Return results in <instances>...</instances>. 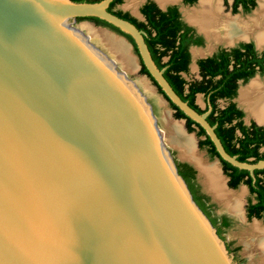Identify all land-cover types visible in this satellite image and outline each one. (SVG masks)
Returning a JSON list of instances; mask_svg holds the SVG:
<instances>
[{"label":"water","instance_id":"1","mask_svg":"<svg viewBox=\"0 0 264 264\" xmlns=\"http://www.w3.org/2000/svg\"><path fill=\"white\" fill-rule=\"evenodd\" d=\"M111 1L0 0V264H231L145 97L70 24L129 36L161 94L229 167L257 179L264 161L227 154Z\"/></svg>","mask_w":264,"mask_h":264},{"label":"trees","instance_id":"2","mask_svg":"<svg viewBox=\"0 0 264 264\" xmlns=\"http://www.w3.org/2000/svg\"><path fill=\"white\" fill-rule=\"evenodd\" d=\"M70 1L73 3H96L100 0ZM194 1L183 0L185 4H192ZM231 1L232 12H236L238 6L243 12H248L254 7L253 0ZM121 2L122 0H117L116 5ZM139 12L144 18L142 22L117 10L111 14L127 20L137 30L145 33L144 40L157 69H163L162 77L183 102L192 105L194 111L199 114L204 112L207 106L210 107V112L205 119H208L211 126L214 127L215 133L229 156H235L242 163H255L264 160V152L259 151L260 148L264 147V129L252 122L247 126L243 125L242 112L230 102L235 96L237 81L246 82L256 72L264 74V51L257 55L250 43L239 44L236 48L228 51L219 50L211 57L196 62L200 79L187 83L180 76V73H186L188 69L189 54L187 49L190 45H201V38L194 37L192 30L180 21L174 6H169L164 11H160L152 2L147 0L140 7ZM89 22L95 26L107 28L132 43L129 36L122 34L103 21ZM140 73L147 75L143 66L140 67ZM198 93L202 94L206 101V108L203 110L194 104L195 94ZM217 100H224L226 105L223 108H218ZM169 106L173 110L174 119L184 120V127L187 132H194L196 137H202L197 142L198 148L204 150L209 159L218 158L222 173L227 178L228 188L235 189L239 185L247 187L254 202L247 201L245 206L246 217L264 221V175L254 179L229 167L225 161L219 159L202 128L188 119L173 104ZM174 163L177 173L186 184L193 202L212 227L217 229V234H221L223 230L229 227L228 220L225 217L217 218L213 215V209L208 204V199L199 194L195 186L193 170L184 163L175 161Z\"/></svg>","mask_w":264,"mask_h":264},{"label":"rangeland","instance_id":"3","mask_svg":"<svg viewBox=\"0 0 264 264\" xmlns=\"http://www.w3.org/2000/svg\"><path fill=\"white\" fill-rule=\"evenodd\" d=\"M222 3L223 8L230 13V1H227L224 5L223 0H220ZM144 2V0H136L134 3V6L128 7V0H123L122 4L117 6L116 9L122 11V12H127L129 15H132L134 17H138V9L139 7L142 5V3ZM177 7H179L180 9H190L192 7H194L195 4H193L192 6H184L181 4L180 0H177L176 3H174ZM257 6L255 5V7L253 8V10L256 8ZM252 10V11H253ZM252 11H250L248 14H241L239 11L236 15L239 16H247L249 14L252 13ZM180 18L182 21L186 20L188 21L185 16L183 15V13L180 14ZM73 27L79 28L81 33L86 36L89 40L90 43H92L96 48H98L103 54H105L107 57H109L115 64V70L118 72H121L124 74L126 80L130 83H133L136 89H132V91L134 92V90H137L138 93L142 94L145 97V102L150 106L151 111L157 121V126L160 130V132L162 133L163 138L165 139L164 141V147L170 151V155L172 156V158L178 160V161H183V162H187L189 164H191L193 167L195 166L194 161L184 157L181 155L180 152V148L178 146L174 147L171 143V137L169 136V132H167V129L164 127V124L162 122L161 119V113L163 110L168 112V115L170 117V119H172V112L171 109L169 108V106L166 104V102L164 101V99L162 98L161 94L155 89V87L153 86V84L149 81V79L144 75L140 73V63H139V59L137 57V54L135 53L133 47H131L129 41H127L125 38L121 37L120 35L116 34L115 32H112L110 30H108L107 28H102L100 30L101 27L92 25L91 22L89 21H74L72 24H70ZM94 26V27H93ZM82 27H90L93 30H99L101 32L109 31L111 34L114 35L115 39L119 38V40L125 45V47L128 49L129 52V56L131 57V59L134 61L135 64V69L133 71H128L126 70L124 67H122L117 60H114L111 55L109 54V52L101 46V44L96 41L91 39L89 36V34H87ZM191 27L193 29H195L196 27L191 24ZM105 33V32H104ZM107 34V33H106ZM109 35V34H108ZM247 42H255L257 45L259 46H264L263 42H257L255 41L253 38H248L246 39ZM242 42V40H235L232 44H236ZM228 44L225 43H217V44H213V48L210 52H214L217 49L220 48H227ZM206 48V43L204 42V40H202V45L201 47L198 48H192L193 53L194 50L196 49H205ZM208 50V49H207ZM199 57H196L195 60H197ZM193 65V63L190 62L189 66H188V71L187 73H185L183 75L184 79L188 82V81H192V80H196L198 79V73H197V69L195 68H191V66ZM252 80H258L260 83L264 82V76H255L253 79L249 80L248 82H246L245 84H239L238 85V90L242 91L244 89H246L249 84L251 83ZM142 81L146 84L147 88L149 89V92H146L139 84V82ZM129 83H127L128 85ZM135 95L138 96V94L136 93ZM233 102L235 103V105L237 106V108L241 109L243 108L245 111V107L240 103L239 101V95L236 93V96L233 99ZM195 103L196 105L200 108L203 109L204 108V98L201 96H198L195 98ZM218 107H223L225 105V103L223 101H218L217 102ZM238 104L240 105V107L238 106ZM249 116V117H247ZM243 117L245 118H249L248 120H251L253 118V116L247 112V115L243 114ZM174 122V121H173ZM182 129L183 127V122H180ZM264 126V122L261 123ZM184 132V129H183ZM185 133V132H184ZM190 136L193 139V150L195 152L196 155H199L201 160L203 161L204 164L206 165H215V167L218 169L219 175H221L222 177V173L220 170V166L219 163L213 159V160H209L208 157L205 155L203 150H198L196 149V142L197 139L194 136L193 133L190 134ZM172 145V146H171ZM196 170V169H195ZM196 181L199 184H202L203 188L208 189L207 184L205 183V178L202 175H197L196 176ZM225 180H224V184H225ZM209 190V189H208ZM225 190L227 192H242V195L240 196L239 199V209L236 212H233L232 210H230L227 206H225L224 201L220 200L217 197H214L212 200L214 201L213 203H211V205L213 206V213L218 215V214H223L226 216H229L230 219L232 220L231 226L227 229H225L223 231V233L221 234V238L220 241L222 243L226 242L230 244V248H235L236 251L235 253H228L227 252V256L229 257V261L231 264H235V261H240L241 264H263L260 262V260L258 259V256L254 253V252H250L248 250V247L246 246V240H247V234L248 232H250V226L252 225H257L258 227H264V222L258 221L255 222L254 220H250L247 221L244 215V205L246 203V201L250 198L247 189L244 186H239L236 189H234L233 191L226 189V185H225ZM208 193V192H207ZM208 195L210 196V193H208Z\"/></svg>","mask_w":264,"mask_h":264},{"label":"bare ground","instance_id":"4","mask_svg":"<svg viewBox=\"0 0 264 264\" xmlns=\"http://www.w3.org/2000/svg\"><path fill=\"white\" fill-rule=\"evenodd\" d=\"M258 4V8L251 15L243 18L242 16L231 17L228 14H225L223 12L220 0H199L195 7H193L189 11H185V15L189 19V21L194 22L199 30L205 34L208 41L207 49L210 47L212 42L232 43L236 39L248 38L250 37V35H252L257 42H264V0H258ZM82 28L87 34H89V36H91V39L98 41L101 46L109 52L111 57L114 60H117L122 67H124L128 71H133L135 69L134 61L129 56L128 49L120 40L115 39L114 37L99 30H93L90 27ZM139 84L146 92H149V89L144 82L140 81ZM257 87L259 88V86ZM253 89H251L250 91H252ZM248 91L244 90L241 92L240 101L242 104L244 103L246 106H248V108L251 107L253 111L255 108L256 112H258L256 113V115L261 117L264 109L258 111L257 107L259 106V101L256 100L259 97H256V100L253 99L254 101L251 100V98L249 99V96L247 95L248 93H246ZM252 93L254 94V92ZM161 119L164 127L167 129V132H169L171 143L181 149L184 157L192 159L195 163H197L202 172L206 175L205 181L212 194L220 200L224 201V205L234 209V207L238 203L237 201H239L238 198L239 196H241V192H239L240 194L237 192V194H230L226 192L223 188V182L218 174L217 169L213 166L209 167L202 165V161L193 150V140L190 137L184 135L180 125L175 122L173 123L170 120L167 111L165 110H163L161 113ZM234 210H236V207ZM254 227V230L256 231L255 233L260 235L263 234L264 227H262L263 229L257 227V225ZM251 241H253V239L250 240V242ZM248 243L249 242L247 241V244ZM255 244L256 246L252 244V246L256 247L255 249L258 248V250L264 252V239L260 238V240H256ZM262 252L261 254L263 255L264 253Z\"/></svg>","mask_w":264,"mask_h":264},{"label":"flooded vegetation","instance_id":"5","mask_svg":"<svg viewBox=\"0 0 264 264\" xmlns=\"http://www.w3.org/2000/svg\"><path fill=\"white\" fill-rule=\"evenodd\" d=\"M132 1H134V2H132ZM148 1H150V2H152L160 11H164L167 7H169V6H174V7H176V10H177V12H178V15H179V19H180V21L183 23V24H185L187 27H189L191 30H192V35L194 36V37H200L201 38V41L202 40H204V42L206 43V48L205 49H196V50H194V53H196V54H194L193 53V50H192V48H198V47H201V45H202V42H201V45H199V46H195V45H190V46H188V49H187V52H188V54H189V64H190V62L191 63H193V65L191 66V68H195V69H197V73H198V67H197V65H196V62L198 61V60H201V59H205V58H208V57H211L213 54H215L217 51H219V50H225V51H228V50H230V49H232V48H236L239 44H248V43H250L251 45H252V47H253V49H254V51L256 52V54L257 55H260V53L261 52H263L264 51V46L262 47V46H259V45H257L255 42H253V43H251V42H247V40L246 39H248V38H253V36L252 35H250V37H248V38H239V39H236V40H242V42H239V43H236V44H232V43H225V44H228V45H230V46H228L227 48H220V49H217L216 51H214V52H210L211 50H212V48H213V44H217V43H220V42H212L211 43V45H210V47L208 48V50H207V44H208V41H207V38H206V36H205V34L202 32V31H200L199 30V28L196 26V24L194 23V22H192V21H189V19L186 17V15H185V11H189V10H191L192 8H190V9H187V10H185V9H180L179 7H177L174 3H176V1L177 0H148ZM198 1L199 0H195L194 1V3H192V4H185L184 2H183V0H180V2H181V4L182 5H184V6H192L193 4H195L194 5V7L197 5V3H198ZM227 1H230V13H228L224 8H223V6H222V8H223V12L225 13V14H228L229 16H231V17H234V16H239V15H236L237 13H238V11L241 13V14H248L250 11H252L253 10V8L255 7V5L257 6L253 11H252V13L258 8V6H259V4H258V0H253L254 1V7L250 10V11H248V12H243V10L241 9V7L240 6H238L237 8H236V12H232V8H231V4H232V1L231 0H223V3H224V5H225V3L227 2ZM122 2H123V0H122ZM122 2L120 3V4H118V5H116V7L117 6H119V5H121L122 4ZM132 2V3H131ZM147 2V0H144V2L142 3V5L143 4H145ZM131 3V4H130ZM134 3H135V0H128V4H127V6L128 7H131V6H134ZM141 5V6H142ZM221 5H222V3H221ZM140 6V7H141ZM140 7H139V9H140ZM139 9H138V17H134V16H132V15H129L127 12H122V11H120V10H118V9H116L115 8V10H117V11H120V12H122V13H127L130 17H132V18H134L135 20H137V21H140V22H142L143 20H144V18H143V16L141 15V13L139 12ZM181 13H183V15L185 16V18L188 20V21H186V20H184V21H182L181 20V18H180V14ZM223 13V14H224ZM251 13V14H252ZM251 14H249V15H251ZM249 15H247V16H249ZM247 16H244L243 18H245V17H247ZM127 21V20H126ZM130 23V22H129ZM93 24V23H92ZM191 24H193L196 28L195 29H193L192 27H191ZM94 25V24H93ZM101 28H104V27H101ZM109 30V29H108ZM143 32V31H142ZM144 33V32H143ZM117 34V33H116ZM119 35V34H118ZM121 36V35H120ZM144 36H145V33H144ZM143 36V37H144ZM121 37H123V36H121ZM124 38V37H123ZM126 39V38H125ZM254 39V38H253ZM119 40V39H118ZM127 40V39H126ZM255 40V39H254ZM128 41V40H127ZM256 41V40H255ZM130 43V42H129ZM264 43V42H263ZM130 45H131V47H133V49H134V51H135V53L137 54V52H136V50H135V47H134V45H133V43H130ZM202 52V53H201ZM196 57H199L197 60H195V58ZM165 60V58L163 59V61ZM139 63H140V67L142 66V64H141V62L139 61ZM189 64H188V66H189ZM187 71H188V69H187ZM187 73V72H186ZM185 73H180V76H181V78L185 81V82H187L185 79H184V77H183V75H184ZM148 79H149V81L153 84V86L155 87V89L161 94V92L159 91V89L156 87V85L154 84V82L151 80V78L148 76V74L147 75H145ZM255 76H258V77H260V76H264V74H260V73H258V72H256L251 78H249L246 82H248L249 80H251V79H253ZM200 79V77H199V73H198V79H196V80H199ZM193 81V80H192ZM188 82H190V81H188ZM187 82V83H188ZM246 82H242L241 80H239V81H237V88H236V93L239 95V101H240V95H241V92L242 91H248V92H246V93H248L247 95L249 96V99L251 98V100H253V99H255L256 100V97L259 99H257L256 101H259V106L257 107L258 108V111H260V110H262V109H264V82L263 83H260L258 80H252L251 81V83L249 84V86L246 88V89H244V90H242V91H239L238 90V85L239 84H245ZM251 85V86H250ZM257 86H259V88L257 87ZM255 87H257V88H255ZM255 90H254V89ZM251 89H253L252 91H250ZM261 91V92H260ZM252 92H254V94L252 93ZM258 92V93H257ZM236 93H235V96H236ZM252 95V96H251ZM257 95V96H256ZM161 96H162V98L164 99V101L166 102V104L169 106L171 103L161 94ZM198 96H201V97H203L204 98V96L202 95V94H200V93H198V94H195V97H194V104L196 105V103H195V98L196 97H198ZM234 96V97H235ZM255 96V97H254ZM234 97L230 100V102H232L234 105H235V103L233 102V99H234ZM253 97V98H252ZM261 97V98H260ZM181 100V99H180ZM218 101H223L224 103H225V105H226V102L224 101V100H217V102ZM254 101V100H253ZM216 102V103H217ZM186 103V102H185ZM240 103H241V101H240ZM257 103V102H256ZM204 108H206V101H205V98H204ZM242 104V103H241ZM224 105V106H225ZM244 107H245V109H246V111L243 109V108H241V109H239V108H237V106L235 105V107L238 109V110H240L241 112H242V115L244 114V115H247V112H249L252 116H253V118L251 119V120H248L249 118H244L243 116H242V123H243V125H249V123H254L256 126H259V127H262L263 129H264V126L261 124L262 122H264V112L262 113V115H261V117H259V116H257L256 115V113H258V112H256V109L254 108V111H253V109L250 107V108H248V106H246L244 103L242 104ZM197 106V105H196ZM223 106V107H224ZM238 106L240 107V105L238 104ZM198 107V106H197ZM217 107H218V104H217ZM223 107H218V108H223ZM169 108H170V106H169ZM199 108V107H198ZM203 108V109H204ZM171 109V108H170ZM200 109V108H199ZM203 109H200V110H203ZM252 110V111H251ZM171 112H172V114H173V110L171 109ZM196 112V111H195ZM205 112H207V115L209 114V112H210V107L209 106H207V108L205 109V111L204 112H202V113H200V114H203V113H205ZM168 113V112H167ZM197 113V112H196ZM199 114V113H198ZM206 115V116H207ZM172 116V115H171ZM247 117H249V116H247ZM170 118V117H169ZM206 118V117H205ZM172 122L174 121L175 123H177V124H179L180 125V127H181V130H182V132H183V129H184V135H186V136H188V137H190L191 139H192V137L190 136V134L191 133H193L194 134V136L196 137V135H195V133L194 132H187L186 131V129H185V127H184V120L183 119H174L173 118V116H172V119H170ZM173 122V123H174ZM180 122H183V129H182V126H181V124H180ZM195 123V122H194ZM198 125V124H197ZM213 127V126H212ZM213 129H214V127H213ZM203 130V129H202ZM204 131V130H203ZM205 133V132H204ZM205 136H207L206 135V133H205ZM208 137V136H207ZM196 139H197V142H198V140H200V139H202V137H196ZM209 139V138H208ZM193 140V139H192ZM210 140V139H209ZM197 142H196V149H198V150H201V149H199L198 148V144H197ZM211 142V141H210ZM212 143V142H211ZM172 145L174 146V147H176V145H174L173 143H172ZM213 145V144H212ZM214 147V146H213ZM215 149V148H214ZM204 151V150H203ZM261 153L262 152H264V147H262V148H260V150H259ZM180 152H181V149H180ZM204 153H205V155L207 156V154H206V152L204 151ZM181 155L183 156V154H182V152H181ZM218 155V154H217ZM199 158H200V156L199 155H197ZM208 157V156H207ZM219 157V156H218ZM231 157H235V156H231ZM209 159V158H208ZM213 159H215L218 163H219V160H218V158H212V159H209V160H213ZM219 159H221L220 157H219ZM236 159V158H235ZM173 160L175 161V162H179V163H184V164H186V165H188L192 170H193V172H194V183H195V186L197 187V189H198V192H199V194H201V195H203V196H205L207 199H208V204H210L211 205V203H213L214 201L212 200L214 197H216V196H214L213 194H212V192L209 190V192H210V196L208 195V193H206L205 191H204V188H203V186H202V184H199L197 181H196V176L199 174V175H201L202 176V170L200 169V167L197 165V163H195L194 165V167L191 165V164H189V163H187V162H183V161H178V160H176V159H174L173 158ZM192 160V159H191ZM200 160H201V158H200ZM222 160V159H221ZM202 161V160H201ZM249 161H250V159H249ZM261 161H264V160H261ZM257 162H259V161H257ZM257 162H255V163H257ZM202 163H203V161H202ZM245 163H247V164H255V163H250V162H245ZM202 165H204V166H213V167H215V165H213V164H211V165H206V164H202ZM219 166H220V163H219ZM216 168V167H215ZM196 169V170H195ZM217 169V168H216ZM220 170H221V167H220ZM217 171H218V169H217ZM221 173H222V170H221ZM218 174H219V172H218ZM203 176H204V178H206V175L203 173ZM220 177H221V175H219ZM221 179H222V182H223V188H224V190H225V185H226V189H228V190H231V191H233L234 189H231V188H228V186H227V178L225 177V175L222 173V177H221ZM224 180L226 181L225 182V184H224ZM205 183H206V181H205ZM239 186H244L246 189H247V187L245 186V185H239ZM238 186V187H239ZM208 188V187H207ZM209 189V188H208ZM236 189V188H235ZM226 191V190H225ZM247 191H248V189H247ZM227 192V191H226ZM228 193H230V194H235L236 192H228ZM238 193V192H237ZM236 193V194H237ZM240 194V193H239ZM248 194H249V192H248ZM241 195H242V192H241ZM214 196V197H213ZM249 196H250V194H249ZM240 199V196H239V198H238V200ZM249 200H251V203H253L254 202V200H253V196H250V198L247 200V201H249ZM247 201H246V203H245V205H244V215H245V218H246V220L247 221H250V220H254L255 222H258V221H261V222H264L262 219H256V218H250V219H248L247 217H246V212H245V206H246V204H247ZM238 203H239V201H237ZM236 202V203H237ZM236 204V210H234L235 209V207H234V209H232V208H230V207H228L230 210H232L233 212H236V211H238L237 210V208L239 209V204ZM212 206V205H211ZM226 206V205H225ZM212 209H213V206H212ZM212 213H213V210H212ZM213 215L215 216V217H217V218H220V217H225L227 220H228V222H229V227L231 226V223H232V220L230 219V217L229 216H226V215H223V214H218V215H216V214H214L213 213ZM212 226V225H211ZM254 226H256V225H252V226H250L251 228H250V231L251 232H248V234H250V235H247V240H246V246L248 247V250L250 251V252H254L257 256H258V259L260 260V262L261 263H263L264 264V254L262 255L261 254V252L262 251H260V250H258V248L257 249H255L256 247V240H260V238H262V239H264V232H263V234H257V233H255L256 231L254 230L255 229V227ZM228 227V228H229ZM258 227V226H257ZM214 228V227H213ZM259 228H262V227H259ZM227 229V228H226ZM263 229V228H262ZM214 230H215V233H216V235L218 236V238L220 239L221 238V234L223 233H221V234H217V229H215L214 228ZM224 231V230H223ZM255 233V234H254ZM250 238V239H249ZM259 238V239H258ZM222 239V238H221ZM249 239V240H248ZM253 239V241H251L250 242V240H252ZM247 241L250 243H248L247 244ZM253 242V243H252ZM224 244V248H225V250L226 251H228V253H235V251H236V249L235 248H230V244L229 243H226V242H224L223 243ZM252 244L253 245H255V246H252ZM252 247V248H251ZM252 250H255V251H252ZM259 251V252H258ZM258 252V253H257ZM262 253H264V252H262ZM261 255V256H260ZM262 256H263V258H262ZM235 264H241V262L240 261H235Z\"/></svg>","mask_w":264,"mask_h":264}]
</instances>
